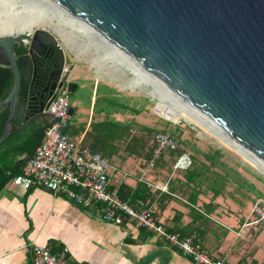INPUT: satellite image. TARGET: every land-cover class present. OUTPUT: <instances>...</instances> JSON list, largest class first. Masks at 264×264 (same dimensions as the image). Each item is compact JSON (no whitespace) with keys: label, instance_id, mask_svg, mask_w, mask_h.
Wrapping results in <instances>:
<instances>
[{"label":"water","instance_id":"obj_1","mask_svg":"<svg viewBox=\"0 0 264 264\" xmlns=\"http://www.w3.org/2000/svg\"><path fill=\"white\" fill-rule=\"evenodd\" d=\"M52 1L160 79L264 165V0ZM16 44L26 47V53L16 56ZM49 44L60 48L54 33L43 28L0 34V65L12 75L0 101V111L7 109L0 143L50 117L44 100H36L29 90L39 79L31 55ZM45 71L48 82L67 93L76 91L78 83L68 79L70 69L58 75Z\"/></svg>","mask_w":264,"mask_h":264},{"label":"crops","instance_id":"obj_2","mask_svg":"<svg viewBox=\"0 0 264 264\" xmlns=\"http://www.w3.org/2000/svg\"><path fill=\"white\" fill-rule=\"evenodd\" d=\"M93 90L86 117L72 123L70 118L68 124L85 125L71 135L82 137L81 143L89 148L90 139L86 133L93 125H100L108 118L121 122L129 119V114L114 111L107 105L97 86ZM38 127L40 125H30L11 134L0 146V264H32L36 245L48 247L52 252L67 248L70 264H196L191 256L170 245L159 234L136 226L134 221L125 220L122 224L105 221L102 204L85 207L40 187L25 189L13 184V176L20 173L25 159L39 142L31 149L26 146L23 152L18 150V145L27 142ZM99 137L103 138V134ZM115 144L105 156L113 163L108 169L109 186L117 188L118 193L122 191L126 195L124 200L131 204L137 199L145 200L167 231L178 232L183 237L197 236L207 252L227 264H243L247 255L251 256L253 264H264V227L256 236L238 235L251 205L245 214L240 208L232 214L224 211L218 201L225 193L213 198L209 189L202 186L193 201L188 197L191 188L180 185L170 191V182L174 177L182 178L181 172L173 171L164 180L162 174L145 171L142 167L145 162L125 152L124 143L115 141ZM179 169L184 168L174 170ZM164 185L166 190L162 189ZM139 191L142 197L133 201L134 194ZM232 199L234 204L241 203L235 195ZM228 216L237 217V220L229 224L224 218Z\"/></svg>","mask_w":264,"mask_h":264},{"label":"built area","instance_id":"obj_3","mask_svg":"<svg viewBox=\"0 0 264 264\" xmlns=\"http://www.w3.org/2000/svg\"><path fill=\"white\" fill-rule=\"evenodd\" d=\"M69 69L64 65L62 73ZM69 98L64 90L53 95L45 106L50 117L47 129L33 149L12 182L28 189L43 188L54 195H63L82 206L103 205L105 221L122 224L125 220L134 221L138 227L151 230L170 245L191 256L196 264H227L214 257L200 244L197 236H181L169 232L164 223L156 220L152 210L143 199L134 204L120 197L117 188L109 186L108 159L99 152L84 146L82 137H73L66 131L69 123ZM154 148L145 164V171H151L157 160L167 151L178 148L177 139L168 132L157 131L153 135ZM191 163L188 153L181 154L174 168H187ZM166 190V185L163 186ZM264 227V197H256L251 204L249 216L242 222L238 235L256 236ZM67 248L52 252L48 247L36 245L32 251V264H70ZM243 264H253L251 256L244 258Z\"/></svg>","mask_w":264,"mask_h":264},{"label":"rangeland","instance_id":"obj_4","mask_svg":"<svg viewBox=\"0 0 264 264\" xmlns=\"http://www.w3.org/2000/svg\"><path fill=\"white\" fill-rule=\"evenodd\" d=\"M4 1L5 0H2L0 2ZM10 1L13 2L14 0ZM15 1L19 4H23L25 2V0ZM31 6L34 8V13L39 14L46 21L47 17L53 15L50 14V11L47 14L42 5L40 6L39 4H36ZM77 23V25H80V21ZM66 25L60 23L59 27H62L61 29L69 32L71 24L66 23ZM77 27L80 28V26ZM38 28L47 29L54 33L66 52L65 64L69 67L73 66V68L71 67L70 69L68 79L77 82L78 86L74 93H68L70 107H73L74 110V112L70 114V118L72 119L71 123L78 121L82 116H84V118L86 117L90 106V95L95 92L93 88L97 85H99L100 88L105 86L111 87L115 89L118 97L123 98L132 96L138 102L141 101V97H146L148 102L145 103L144 111L138 115L129 114V119L135 118V120L141 125L146 124L148 126H155L157 129H161L162 125H167L166 121H170L171 124L168 126L167 130L168 133L171 132V129H173L174 126L179 125L182 130L180 139H193L196 137V139H198L196 140L197 147L201 150H205L208 145L213 148H221L225 155L224 160L228 163V165L240 172V174L245 178L246 182L244 183L248 186V188L244 187L241 190H238L239 188H237L236 184L233 182H229L226 186L227 190L234 192L232 195L234 194L237 196L241 203L234 204L232 195L227 192H225V196L218 198V201L222 205V209L224 211L228 210L232 214H235L238 211V208H240L241 212L245 214L249 211V206L254 198L264 197V174L261 171H259L254 165L247 162L239 153L213 135V133L208 129L198 125L189 117L185 116L177 106L169 104L167 101H162L159 97L150 95L149 91L152 90V87L158 88V85L155 82H151L149 85L147 82L143 81L140 84L133 85L138 78L144 79V74L137 75V73L129 70L126 64L117 60V53L95 31L92 30L90 32L87 28H85L80 32H74V34L80 39L82 38L81 40L88 42L90 45L89 50L81 51L82 48H85L82 44H80L77 40L74 41L72 39H68L67 41V39H62V37L55 32L52 26L35 23L30 29V32ZM107 66L111 68H108ZM145 78H148L147 75ZM94 81L96 82V85ZM110 93H113V90H110ZM114 117L117 118L119 116ZM84 126L85 125H67V132L73 134L77 128L81 129L84 128ZM134 128L138 134L142 133V130L138 127ZM171 134L175 136L174 133L171 132ZM149 142L152 143L151 137L149 138ZM186 153L189 154V152ZM168 155V152L163 154V159L166 164L160 165L158 163V165L156 164L149 172L158 176L162 174L161 176L164 180H167L171 172H180V170H174L175 162H170ZM197 155L199 158L201 157V154ZM108 164L109 166L113 164L110 159H108ZM142 167L145 166L142 164ZM172 180L173 181L170 182V186H176L177 183L175 181V177ZM224 218L229 224H232L234 223V220H237V217L235 218L234 216Z\"/></svg>","mask_w":264,"mask_h":264},{"label":"trees","instance_id":"obj_5","mask_svg":"<svg viewBox=\"0 0 264 264\" xmlns=\"http://www.w3.org/2000/svg\"><path fill=\"white\" fill-rule=\"evenodd\" d=\"M14 52L16 56L23 55L26 53V47L21 44H16ZM20 71L21 76H23L24 66L20 67ZM11 83L12 75L9 68L5 65H0V101L7 95ZM23 85L24 84H21L20 88H23ZM99 89L103 92L107 105L110 108H113L114 111L124 114H141L144 111L145 103L148 102L146 97H141L142 102H138L132 96L123 98L118 97L115 89L108 86L100 88L99 85H97V90ZM110 90H113V93H110ZM6 118L7 109H3L0 111V135L3 131ZM166 124L167 125H162L161 129H157L155 126H148L146 124L141 125L135 120V118L125 119L124 122L108 118L101 122L100 125H93L91 131L86 133V137L87 139H90L91 150L98 151L103 156H108L109 150H113L116 147L115 141L116 143L118 141L119 144L124 143L125 152L140 157V159H142L146 164L154 148L153 135L157 131L167 132L168 126L171 122L166 121ZM134 127L141 129L142 133L138 134ZM99 130L101 131L100 133ZM41 131L42 129L39 127L35 129L27 142L19 143L18 150L23 152L26 150V146L30 147V149L35 146V144L40 141ZM171 132L175 134L176 137L174 135L173 136L177 139L179 146L174 150L167 151L170 162L172 161V163H174L181 154L189 152L191 163L187 168L179 169L182 178L175 177L177 185H169L168 187L170 188V191L175 190L180 185L186 187L187 189L191 188V190H189L191 192L188 193V197L195 201L199 194L198 189L202 186L209 189L213 198L219 196L220 194H224L225 192L232 195L234 192L226 189L229 182L235 183L236 187L239 188L238 190H241L244 187L248 188V186L244 183L246 180L240 172L228 165V163L224 160L225 155L221 148H213L208 145L205 150H201L197 147L196 140L198 139H196V137L193 139H180L182 130L179 125L174 126V128L171 129ZM101 133L103 134L104 139L99 137V134ZM150 137L152 138V143L149 142ZM7 140L8 139L6 138L3 142H1L0 146L4 145ZM197 154H201V157L199 158ZM164 161L165 160L162 155L157 160L156 164L158 165L159 163L160 165H164L166 164ZM119 193L122 199H126V195L122 193V191H119ZM138 197H142L140 191L134 194L132 200L135 201ZM210 209V207L207 208V211H210Z\"/></svg>","mask_w":264,"mask_h":264},{"label":"bare ground","instance_id":"obj_6","mask_svg":"<svg viewBox=\"0 0 264 264\" xmlns=\"http://www.w3.org/2000/svg\"><path fill=\"white\" fill-rule=\"evenodd\" d=\"M36 4H39L40 6L42 5L45 8L44 11H46L47 14L50 11V14L53 15L47 17L46 21L39 14H35L33 10L34 8L31 5ZM0 6V34H6L9 32H20L23 30L30 31V29L35 23H42V25L46 24V26H52L55 32H57L64 40H77L80 44H82V46L85 47L84 49L82 48L81 51H86L90 48L89 43L81 40L82 38L80 39L77 35L74 34V32H80L85 28H87L90 32L92 30H95L84 22H82L81 20L74 17L73 15H71L70 13H68L67 11L60 8L52 0H25L23 4H19L15 0L13 2L10 0H5L4 2H0ZM79 21L80 25H77V22ZM60 23L64 25H66V23H70V31L66 32L67 30L65 31L61 29L62 27H59ZM77 26H80V28ZM95 32L100 37H102L97 31ZM105 41L117 53V60H120L123 64H126L129 70L137 73V75L144 74V79L138 78L133 85L140 84L143 81L147 82L149 85L151 82H155L158 85V88L152 87V90L149 91L150 95L159 97L162 101H167L169 104H174V106H177L180 111L184 113L185 116L189 117L198 125H201L202 127L208 129L210 132L213 133V135H215L228 146H230L234 151L239 153L247 162L254 165L259 171L264 174V165L262 163H260L246 150H244L241 146H239L236 142H234L231 138H229L226 134L219 130L215 125H213L209 120H207L203 115H201L197 110H195L191 105H189L184 99H182L178 94L170 90L160 79L156 78L153 74H151L148 70L139 65L136 61L127 56L125 53L115 48L109 41ZM109 66L107 67L111 68ZM146 75L148 78H145Z\"/></svg>","mask_w":264,"mask_h":264},{"label":"flooded vegetation","instance_id":"obj_7","mask_svg":"<svg viewBox=\"0 0 264 264\" xmlns=\"http://www.w3.org/2000/svg\"><path fill=\"white\" fill-rule=\"evenodd\" d=\"M57 45L60 46L59 49L56 46L49 44L45 45L39 53H33L31 55V61L34 63L36 68V77L39 76V79H35L33 81L29 90L33 92V97H35L36 100H44L45 105L53 95L61 91L58 84L53 83L52 81H47V72L45 71L48 68V71H54V75H58L60 74V70H63L66 60V52L58 39ZM47 123L48 119H45L41 124H39V128L43 129Z\"/></svg>","mask_w":264,"mask_h":264}]
</instances>
